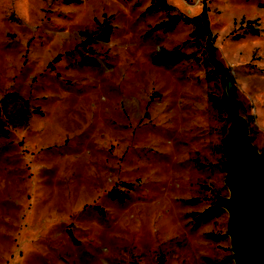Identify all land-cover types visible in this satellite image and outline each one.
Returning <instances> with one entry per match:
<instances>
[{"label":"rangeland","instance_id":"rangeland-1","mask_svg":"<svg viewBox=\"0 0 264 264\" xmlns=\"http://www.w3.org/2000/svg\"><path fill=\"white\" fill-rule=\"evenodd\" d=\"M163 2L0 0V264H234L222 142L264 153V0Z\"/></svg>","mask_w":264,"mask_h":264},{"label":"water","instance_id":"water-1","mask_svg":"<svg viewBox=\"0 0 264 264\" xmlns=\"http://www.w3.org/2000/svg\"><path fill=\"white\" fill-rule=\"evenodd\" d=\"M228 197L217 198L227 212V234L234 264H264V153L240 127L222 142Z\"/></svg>","mask_w":264,"mask_h":264},{"label":"trees","instance_id":"trees-1","mask_svg":"<svg viewBox=\"0 0 264 264\" xmlns=\"http://www.w3.org/2000/svg\"><path fill=\"white\" fill-rule=\"evenodd\" d=\"M151 2L153 3L150 8H154L156 5H159V8L161 10H170L171 8L169 6H167L163 0H151ZM180 19V16L176 15L174 16V18L172 19V24H175L177 23V21ZM184 20V18H182ZM200 22H201V27L200 28H197L195 30H193L191 32V35H199V36H202V35H205L206 37L209 36V32H208V28H207V20H206V9L203 8L200 12ZM187 21V20H185Z\"/></svg>","mask_w":264,"mask_h":264}]
</instances>
